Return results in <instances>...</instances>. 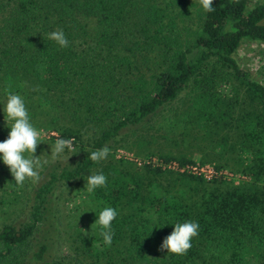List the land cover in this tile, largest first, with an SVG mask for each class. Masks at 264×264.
I'll return each instance as SVG.
<instances>
[{"label": "trees", "instance_id": "obj_1", "mask_svg": "<svg viewBox=\"0 0 264 264\" xmlns=\"http://www.w3.org/2000/svg\"><path fill=\"white\" fill-rule=\"evenodd\" d=\"M248 5L213 0L206 12L190 0H0V92L20 95L32 119L50 116L49 127L77 145L40 172L25 218L0 230V264H66L49 232L37 245L34 238L41 226L56 228V189L93 172L107 177L89 193L93 223L104 207L118 215L110 245L95 225L90 236L78 230V251L92 264L112 252L117 264H264V84L236 58L244 40L264 43V4ZM58 29L68 47L48 39ZM184 92L189 104L164 116L167 150L150 155L213 163L250 182L89 159L124 130L160 118ZM185 221L199 223L191 248L161 250Z\"/></svg>", "mask_w": 264, "mask_h": 264}, {"label": "rangeland", "instance_id": "obj_2", "mask_svg": "<svg viewBox=\"0 0 264 264\" xmlns=\"http://www.w3.org/2000/svg\"><path fill=\"white\" fill-rule=\"evenodd\" d=\"M190 1L197 5H199L200 2V0ZM260 3L264 4V0H249L248 8L251 9ZM196 8V5L190 8L194 18H196ZM82 46L86 47V44L83 43ZM236 58L243 68L252 73L255 80L264 84L263 42L249 39L244 40L236 53ZM186 95L187 92H184L160 118L157 117L150 122H145V125L139 126L134 129L135 131L126 129L120 133L117 139L113 141L114 146L109 149L110 151L107 159L102 162L106 164L111 158H115L128 161L132 163L133 166L139 168L146 164L144 160L157 158V156H151L149 152L166 151V124L164 122V116L171 111L176 109L180 110L184 106H187L189 101L186 102ZM6 100V93L0 92V142L8 138V133L11 130L6 126L3 111ZM27 111L30 122L40 133L41 142L37 145L34 155L39 156L42 162L47 161V163H42L41 167L35 169L39 175L41 171H44L45 166L57 163L58 160L65 161L71 157L73 152H69L67 151L68 149H65L62 154L54 157L51 149H54L56 139L58 137L60 138L61 134L57 129L49 127V125L55 124V121H51L50 116L48 118L36 116L32 119L30 117L31 110L27 108ZM91 135L92 132H87L85 139H90ZM75 146L77 145L73 143L74 149L76 148ZM24 155L27 157L31 154L25 152ZM199 157L200 154L195 153V158L199 160ZM242 175L245 176V182L251 181L249 176L245 174ZM86 178L87 177L77 179L56 189V200L54 202L53 214H51L52 221L55 222L54 225L56 228L53 230H43L44 227L41 226L34 238V245H37L38 242L43 239L45 240L43 237L44 233L49 232L51 238L48 240L54 243L55 256L63 262H66V264H92L97 262L96 258L91 253L83 254L82 250L78 251L77 246L80 242L75 240L78 230L86 236H90L94 232V223L92 221L94 215L91 209V198L89 192H87L85 188ZM38 183L39 177L38 179L27 178L22 185H17L9 167L0 159V230L7 223L17 222L25 218L29 204L31 203L29 202L31 193L34 186H37ZM117 258L112 252L109 261L108 257H104L100 259L99 264H114ZM77 260H81V263H78ZM124 263L127 262L119 261L118 264Z\"/></svg>", "mask_w": 264, "mask_h": 264}, {"label": "clouds", "instance_id": "obj_3", "mask_svg": "<svg viewBox=\"0 0 264 264\" xmlns=\"http://www.w3.org/2000/svg\"><path fill=\"white\" fill-rule=\"evenodd\" d=\"M200 4L206 12L214 11L213 0H200ZM48 39L54 40L61 47H68L69 41L63 30H53L48 33ZM6 104L4 106V115L6 126L11 130L8 138L0 142V159L14 177L17 185H22L27 178L38 179V172L35 170L42 166L39 156H35L37 145L41 142L39 131L30 122L27 108L23 98L18 94L6 93ZM68 149L69 152H75L73 139L57 138L54 149H51L52 155L59 156ZM109 148L104 146L95 151H91L89 159L93 162H99L107 159ZM28 152L31 155L25 156ZM107 183V177L103 172H93L86 178V191L91 193L98 187H104ZM117 210L113 207H104L98 214L94 225L99 228V234L103 237L104 243L110 245L113 238L112 221L117 217ZM173 230L170 235L163 239L160 249H166L167 252L174 254H186L191 248V239L198 235L199 223L195 221L176 222L173 224Z\"/></svg>", "mask_w": 264, "mask_h": 264}, {"label": "built area", "instance_id": "obj_4", "mask_svg": "<svg viewBox=\"0 0 264 264\" xmlns=\"http://www.w3.org/2000/svg\"><path fill=\"white\" fill-rule=\"evenodd\" d=\"M145 163H151L155 166H159L163 169H172L178 172H187L204 177L206 180H213L214 178L224 177L229 181H233L235 184H240L244 181L245 176L240 173H236L227 168H216L213 163H201L196 161L195 163L180 164L178 161L172 160L164 162L158 158H149L144 160Z\"/></svg>", "mask_w": 264, "mask_h": 264}]
</instances>
